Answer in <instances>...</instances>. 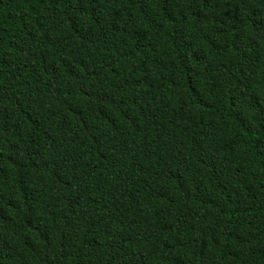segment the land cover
I'll return each instance as SVG.
<instances>
[{
	"label": "trees",
	"instance_id": "obj_1",
	"mask_svg": "<svg viewBox=\"0 0 264 264\" xmlns=\"http://www.w3.org/2000/svg\"><path fill=\"white\" fill-rule=\"evenodd\" d=\"M0 264H264V0H0Z\"/></svg>",
	"mask_w": 264,
	"mask_h": 264
}]
</instances>
